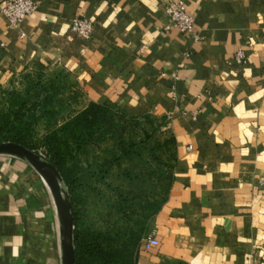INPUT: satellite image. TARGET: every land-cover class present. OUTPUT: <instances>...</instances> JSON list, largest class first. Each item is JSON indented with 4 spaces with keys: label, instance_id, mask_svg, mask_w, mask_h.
I'll return each instance as SVG.
<instances>
[{
    "label": "crops",
    "instance_id": "obj_1",
    "mask_svg": "<svg viewBox=\"0 0 264 264\" xmlns=\"http://www.w3.org/2000/svg\"><path fill=\"white\" fill-rule=\"evenodd\" d=\"M34 1L18 25L0 14V84L55 67L85 105L160 116L175 139L171 186L151 227L160 246L138 264H264V0H181L192 32L171 25L170 0ZM78 17L92 23L89 39L72 29ZM39 228L45 264H60L47 186L21 160L0 157V264H44L28 243Z\"/></svg>",
    "mask_w": 264,
    "mask_h": 264
},
{
    "label": "rangeland",
    "instance_id": "obj_2",
    "mask_svg": "<svg viewBox=\"0 0 264 264\" xmlns=\"http://www.w3.org/2000/svg\"><path fill=\"white\" fill-rule=\"evenodd\" d=\"M90 105H85L75 82L62 70L34 66L0 84V143L12 141L8 139L15 132L10 125L19 124L21 108L24 145L48 161L51 150L60 154L69 170L72 182L65 188L73 198L75 227L117 235L137 228L136 220L147 224V201L162 203L167 198L177 160L176 142L160 116L131 119L111 108L99 118L103 110ZM89 109L95 112L94 122L74 123ZM152 225L139 242L136 264L142 240L155 235ZM32 235L28 243L35 246L33 259L45 264V231L39 228Z\"/></svg>",
    "mask_w": 264,
    "mask_h": 264
},
{
    "label": "trees",
    "instance_id": "obj_3",
    "mask_svg": "<svg viewBox=\"0 0 264 264\" xmlns=\"http://www.w3.org/2000/svg\"><path fill=\"white\" fill-rule=\"evenodd\" d=\"M49 96H46L48 99ZM92 108H98L103 110V114L100 117L104 116V112L113 108L116 109L121 115L129 117L131 119L139 118L137 116H131L122 111L121 109L115 107L111 104H94L90 105ZM21 108L18 110L17 120L19 121L18 125H10L11 132H15L8 140H12L14 142L20 143L24 145L21 131L24 128L25 121L20 115ZM96 118L95 112L92 109L86 110L82 112L78 118L74 120L75 122L84 121L86 123L91 124L94 122ZM8 117L4 120L5 125L8 123ZM4 125V126H5ZM173 142L175 139L173 138ZM25 146V145H24ZM27 147V146H26ZM127 152V151H126ZM51 159L49 161L55 165L59 171L61 172L64 180V186H70L72 180L69 177V170L64 166L63 161L60 160V154L54 153L51 150ZM172 182V180H171ZM171 183L169 184L170 189ZM168 192V191H167ZM71 196V195H70ZM72 207L73 214L76 223V214L73 206V198ZM165 200L160 203L155 200H149L145 203L144 209L147 212L146 222L142 223L139 220H136L137 228H130L128 231L124 233H120L117 235H112L110 232H99V233H90L89 231L83 229L78 230L75 227L74 231V243H75V252H76V264H136V259L138 258L137 252L139 249V242L142 239V236L150 230V225L152 224L155 216L161 209V206ZM152 227V226H151ZM147 236V235H145ZM144 236V237H145ZM135 255V257H133Z\"/></svg>",
    "mask_w": 264,
    "mask_h": 264
},
{
    "label": "water",
    "instance_id": "obj_4",
    "mask_svg": "<svg viewBox=\"0 0 264 264\" xmlns=\"http://www.w3.org/2000/svg\"><path fill=\"white\" fill-rule=\"evenodd\" d=\"M3 155L21 160L43 180L56 209L60 264H76L72 200L59 169L39 153L14 141L0 143V156Z\"/></svg>",
    "mask_w": 264,
    "mask_h": 264
},
{
    "label": "built area",
    "instance_id": "obj_5",
    "mask_svg": "<svg viewBox=\"0 0 264 264\" xmlns=\"http://www.w3.org/2000/svg\"><path fill=\"white\" fill-rule=\"evenodd\" d=\"M37 8V2L34 0H0V14L3 15L10 25L15 26L26 20ZM169 16L171 25L181 32H192L194 27V18L189 14L181 0H170L165 8ZM72 29L83 39H89L93 32L92 23L84 18H74ZM248 45H253L250 41ZM245 53L239 48L235 54V62L245 63ZM159 239L154 234H149L141 242V248L144 251H150L159 247Z\"/></svg>",
    "mask_w": 264,
    "mask_h": 264
}]
</instances>
